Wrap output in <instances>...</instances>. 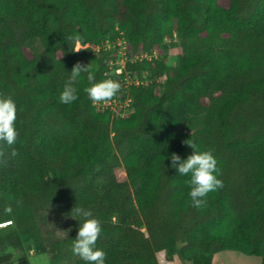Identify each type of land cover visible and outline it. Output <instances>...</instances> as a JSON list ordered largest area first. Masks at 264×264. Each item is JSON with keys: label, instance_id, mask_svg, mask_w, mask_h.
Wrapping results in <instances>:
<instances>
[{"label": "trees", "instance_id": "1", "mask_svg": "<svg viewBox=\"0 0 264 264\" xmlns=\"http://www.w3.org/2000/svg\"><path fill=\"white\" fill-rule=\"evenodd\" d=\"M173 37L171 74L161 53ZM120 38L118 74L105 44ZM77 61L97 82L132 80L114 98L131 97L134 111L94 105L86 74L79 98L60 103ZM0 97L16 103L18 132L15 157L0 143V221L15 222L0 236L31 234L55 208L72 230L47 242L48 264H86L71 251L82 222L71 209L83 207L100 221L105 264H212L226 250L264 264V0H0ZM189 139L212 151L224 185L200 208L170 160L192 154Z\"/></svg>", "mask_w": 264, "mask_h": 264}, {"label": "clouds", "instance_id": "2", "mask_svg": "<svg viewBox=\"0 0 264 264\" xmlns=\"http://www.w3.org/2000/svg\"><path fill=\"white\" fill-rule=\"evenodd\" d=\"M82 49L84 48L81 47L74 51L79 52ZM82 74H86L89 85L83 91L93 104L110 102L121 90V84L115 80L95 81L89 65L77 61L72 66L70 76L60 92V103L71 104L79 98L75 85L79 82ZM16 118L17 106L14 100L11 97H0V143L11 149L10 154L12 157L18 155L12 147L16 144L18 138L15 127ZM183 143L193 149L192 154L182 160L179 155L172 153L170 156L171 166L176 168L181 176L189 177L185 183L190 188L188 195L191 198V206L200 208L205 206L206 200L204 198L208 193L223 188V181L215 175L219 172V169L217 160L211 150H198L197 145L191 139L185 140ZM3 155V150H0V156ZM4 211L6 214H11V206H6ZM76 217H79L82 222H80L76 238L72 241L71 251L73 255L78 256L86 264H105V253L95 247L101 234L100 221L93 217L90 209L83 207H73L71 209V218L75 219ZM8 223L11 224V221ZM0 227H3V225H0Z\"/></svg>", "mask_w": 264, "mask_h": 264}, {"label": "rangeland", "instance_id": "3", "mask_svg": "<svg viewBox=\"0 0 264 264\" xmlns=\"http://www.w3.org/2000/svg\"><path fill=\"white\" fill-rule=\"evenodd\" d=\"M38 47L37 44L34 45ZM76 44L75 49H79ZM115 49V48H113ZM116 60L119 51L117 50ZM180 53L179 41L176 37L165 41V48L161 56L166 60V66L170 73H174ZM126 83L124 82V86ZM128 111V110H127ZM126 111V112H127ZM130 113H127L128 115ZM125 115V116H126ZM8 206V205H7ZM9 220H1L0 225L8 223ZM35 223V228H34ZM15 222L0 227V230L13 227ZM36 229L39 235H35ZM31 234L16 236V233L0 236V264H16L27 262L28 264H48L50 252L48 241L65 238L72 230L71 219L62 211L55 208L40 211L30 226ZM180 245L177 246L179 250ZM9 256V257H8ZM8 257L9 259H6ZM7 260V263L3 261ZM179 264H206L205 259L198 257L194 261H187L180 257ZM212 264H261V258L248 256L236 251H221L212 260Z\"/></svg>", "mask_w": 264, "mask_h": 264}, {"label": "built area", "instance_id": "4", "mask_svg": "<svg viewBox=\"0 0 264 264\" xmlns=\"http://www.w3.org/2000/svg\"><path fill=\"white\" fill-rule=\"evenodd\" d=\"M165 41H167V39H165ZM91 47L92 49H94L95 51L99 50V47H95V46H90V45H86V46H81L82 47ZM105 48L106 49H113L115 48L116 51L118 50V57L117 60L115 61L117 63V65H119V67L115 70V73L120 74L122 71V68L124 66V63L126 62V53H125V48H126V40L123 38H120L115 45L111 44L109 42H107L105 44ZM153 56H156V52L153 53ZM152 57V55H142L140 56L141 58H146V59H150ZM121 85L124 84V82L126 83L125 85L128 86V84L132 83L133 81L130 80L129 78L125 77L123 78V80H119L118 81ZM135 84H148L149 82L147 80H136L134 81ZM125 86V87H126ZM131 102H132V98L129 96H126L123 100H121L120 98H114L112 101L107 102V103H100V104H94L96 105L98 108L101 109H110L111 112L115 115V116H125L127 113H131L133 112V108L131 106ZM128 110V111H127ZM127 111V112H126Z\"/></svg>", "mask_w": 264, "mask_h": 264}]
</instances>
